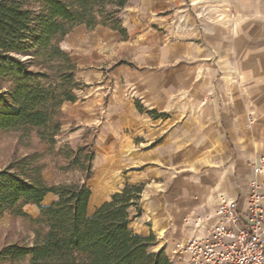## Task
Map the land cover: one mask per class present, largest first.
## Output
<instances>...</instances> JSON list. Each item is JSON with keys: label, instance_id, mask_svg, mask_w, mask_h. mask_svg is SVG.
Masks as SVG:
<instances>
[{"label": "crops", "instance_id": "0c3cea01", "mask_svg": "<svg viewBox=\"0 0 264 264\" xmlns=\"http://www.w3.org/2000/svg\"><path fill=\"white\" fill-rule=\"evenodd\" d=\"M127 2L125 37L82 24L61 41L82 87L56 139L75 148L94 129L88 214L143 184L128 226L188 264L180 243L204 235L196 222H213L222 198L246 213L251 181L264 179V0Z\"/></svg>", "mask_w": 264, "mask_h": 264}, {"label": "trees", "instance_id": "16d2710c", "mask_svg": "<svg viewBox=\"0 0 264 264\" xmlns=\"http://www.w3.org/2000/svg\"><path fill=\"white\" fill-rule=\"evenodd\" d=\"M128 0H0V132L34 134L60 157L62 172L76 171L72 182L49 184L41 154L26 153L0 169V217H21L32 225L29 245L9 244L0 264H171L163 249L153 251L154 236L142 237L128 226L143 184H126L88 214L95 156L88 138L75 148L54 150L61 105L77 99L82 87L76 63L60 43L76 25H102L125 37L119 17ZM51 193L56 201L41 205ZM35 205L33 218L24 207Z\"/></svg>", "mask_w": 264, "mask_h": 264}, {"label": "built area", "instance_id": "2783aa9c", "mask_svg": "<svg viewBox=\"0 0 264 264\" xmlns=\"http://www.w3.org/2000/svg\"><path fill=\"white\" fill-rule=\"evenodd\" d=\"M205 12L197 15L206 17ZM263 159L252 164L255 174L262 173ZM248 211L240 214L234 201L220 199L215 220H198L205 233L186 238L180 248L190 255L188 264H264V179L251 181Z\"/></svg>", "mask_w": 264, "mask_h": 264}, {"label": "rangeland", "instance_id": "374dc122", "mask_svg": "<svg viewBox=\"0 0 264 264\" xmlns=\"http://www.w3.org/2000/svg\"><path fill=\"white\" fill-rule=\"evenodd\" d=\"M76 91V90H75ZM74 91V93H75ZM62 106V105H61ZM61 109V107H60ZM62 114L65 118V114L61 109ZM61 119V120H62ZM60 120V121H61ZM61 130V128H60ZM60 132L56 135V137ZM86 138L92 143L94 138V129H89L85 134ZM55 137V139H56ZM65 146L62 142L59 143L56 139L54 145V150L61 149ZM93 146V144H92ZM37 152L41 154V161L44 163V179L49 184H57V182H72L79 177V173L76 171L72 172H62L58 169L57 162H61V158L55 156L53 151H48L47 146L43 143H40L39 140L35 137L34 134H31L28 137H22L20 133L11 131V132H0V169L5 167L12 159L25 155L26 153ZM49 202L48 199L44 203ZM43 206V205H42ZM24 211L30 214L33 218L39 216L38 208L35 205H30L24 207ZM32 225L30 222L24 220L21 217L12 218L8 214H3L0 217V250L8 246L9 244H22L29 245L33 240V231ZM10 264V263H6ZM15 264H29L28 259L22 260Z\"/></svg>", "mask_w": 264, "mask_h": 264}]
</instances>
